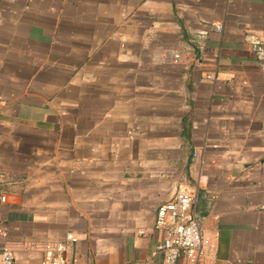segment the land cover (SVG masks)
<instances>
[{
	"label": "crops",
	"instance_id": "1",
	"mask_svg": "<svg viewBox=\"0 0 264 264\" xmlns=\"http://www.w3.org/2000/svg\"><path fill=\"white\" fill-rule=\"evenodd\" d=\"M247 35L264 40V0H0V224L18 262L72 232L66 264H165L155 212L187 184L216 264H264Z\"/></svg>",
	"mask_w": 264,
	"mask_h": 264
},
{
	"label": "built area",
	"instance_id": "2",
	"mask_svg": "<svg viewBox=\"0 0 264 264\" xmlns=\"http://www.w3.org/2000/svg\"><path fill=\"white\" fill-rule=\"evenodd\" d=\"M213 27L222 31L220 22H213ZM202 30L200 36H205ZM250 49L264 70V40L256 35H247ZM182 52L174 50V61L182 59ZM208 79H214V72H207ZM198 152L194 153L196 156ZM4 179L0 173V181ZM197 188L187 184H179L171 198L160 203L155 212L154 228L162 235L156 245V252L162 254L165 264H216V245L203 233V219L196 210ZM6 193L0 194L5 201ZM77 238L67 232L63 241H45L41 244L42 255L38 264H66L67 250L71 241ZM0 264L19 263L15 249L8 241L6 226L0 224Z\"/></svg>",
	"mask_w": 264,
	"mask_h": 264
}]
</instances>
